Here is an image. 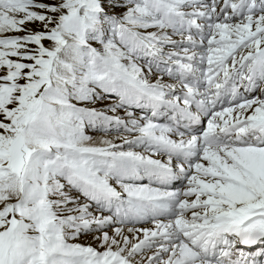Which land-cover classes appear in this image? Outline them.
<instances>
[{"label": "snow or ice", "instance_id": "snow-or-ice-1", "mask_svg": "<svg viewBox=\"0 0 264 264\" xmlns=\"http://www.w3.org/2000/svg\"><path fill=\"white\" fill-rule=\"evenodd\" d=\"M0 264H264V0H0Z\"/></svg>", "mask_w": 264, "mask_h": 264}]
</instances>
